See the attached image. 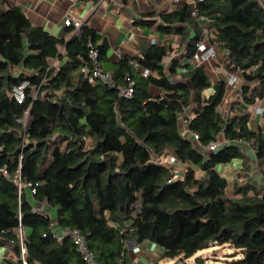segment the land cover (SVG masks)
Returning <instances> with one entry per match:
<instances>
[{
    "label": "trees",
    "instance_id": "obj_1",
    "mask_svg": "<svg viewBox=\"0 0 264 264\" xmlns=\"http://www.w3.org/2000/svg\"><path fill=\"white\" fill-rule=\"evenodd\" d=\"M153 15L135 23L152 27ZM159 18L158 30L187 41L188 59L209 26V40L225 68L240 72V110L223 115L226 80L212 84L202 66L187 63L177 72L174 61L165 73L166 43L144 46L142 58L113 61L94 29L81 26L65 42L0 0V247L12 253L0 264H87L70 237L53 236L51 214L35 211L32 201L49 206L60 227L76 229L97 264H132L128 240L139 247L154 243L161 250L158 259L190 258L211 244H226L239 256L224 264H264V183L250 177L251 158L237 143L252 144L264 178V131L249 126L246 109L264 103V0H196L162 11ZM89 44L113 86L84 77ZM129 80L131 95H119L118 87ZM23 81L25 97L18 102L12 90ZM151 86L161 94H153ZM210 86L213 91L205 94ZM187 108L188 128L197 140L180 128ZM221 132L227 144L201 149ZM165 154L176 161L151 159ZM236 158L245 174L232 179L228 191L217 165ZM178 162L184 167L174 177ZM18 175L31 184L20 194L13 181Z\"/></svg>",
    "mask_w": 264,
    "mask_h": 264
},
{
    "label": "crops",
    "instance_id": "obj_2",
    "mask_svg": "<svg viewBox=\"0 0 264 264\" xmlns=\"http://www.w3.org/2000/svg\"><path fill=\"white\" fill-rule=\"evenodd\" d=\"M6 2L7 6H18L33 25L43 28L49 34L61 38L65 42L68 41L81 26L86 25L94 29L98 36V43L104 40L106 41L107 56L113 61L125 55L138 56V54H142L140 52L141 48L151 43H166L170 49L162 60L165 73L169 72V67L174 61L179 62V65L176 66L177 72L184 71V66L187 63L190 67L199 65L205 68L209 78L215 77L217 80L219 79L218 71L222 67L226 69L223 62H221V54L217 51L215 44L211 43L209 40L212 36L211 29L204 38V42L207 46H212L214 48L216 55L213 58L202 60L200 56H197V58L193 56L190 59L184 56L187 41L183 40L180 34L164 33L156 28L160 19V12H170L175 7L183 5L184 3L193 4V2L189 0H6ZM151 12H154L152 18L157 20L154 26H141L135 23L136 19L142 20L148 18V14ZM67 16H72L77 20H81L82 25L78 27V29L72 26H65L63 20ZM187 28L189 29L190 36L193 31L189 27ZM59 50L62 51L63 46H61ZM51 60L52 64L53 59ZM136 69L141 71L140 67ZM170 78L176 80L174 77ZM210 82L212 84L215 83V81L213 82L212 80ZM239 85L240 77L237 86H230L232 91L227 89V93L222 101L223 105H220V109L223 111L224 116L233 114L241 109ZM150 89L155 95L161 94V89L158 87L151 86ZM212 91L213 87L210 86L204 90V93L209 94ZM228 95L231 96L227 98ZM233 95L235 96L232 97ZM246 109L250 114L249 126L254 130L261 128L264 131L263 101H259L253 106L246 107ZM186 111L191 112L188 108ZM179 122L182 130L181 119ZM240 141L239 146L242 151L251 158L248 174L252 179L264 183V178L257 171L255 165L256 161L252 144L243 140ZM183 167V164L178 162L174 169L177 171V174H179ZM241 167H243V165H241V160L236 158L228 163L217 165V170L225 176L228 181L232 179L240 181L245 174V172L240 169ZM225 173L227 175H225ZM48 212L51 214L52 219L56 220L53 215V210L48 208ZM126 246H129L127 250L132 264L135 263L134 258H139L141 260H138V264L153 262V259L157 260L161 251L160 248L149 241L141 242V247H139V244L130 243L128 240ZM9 252L11 251L7 246L0 247V258L12 257V253Z\"/></svg>",
    "mask_w": 264,
    "mask_h": 264
},
{
    "label": "built area",
    "instance_id": "obj_3",
    "mask_svg": "<svg viewBox=\"0 0 264 264\" xmlns=\"http://www.w3.org/2000/svg\"><path fill=\"white\" fill-rule=\"evenodd\" d=\"M191 2H195L196 0H189ZM194 14H196L195 11H193ZM63 23L65 24V26L70 27L72 26L75 29H78V27H80L82 25L81 20H77L75 18H73L72 16H67L64 18ZM210 28L208 26H205L203 28V39H201L199 42L196 43V54H195V58H197V56H200L202 60H206L209 58H213L215 57L216 53L215 50L212 46H207L204 42V38L208 35ZM98 50L97 48L91 46L89 44V49H88V57L90 59V64L88 66H84L82 68V73L84 75L85 78L88 79L89 82L91 83H95L97 81H101L109 86H113V79H112V75L110 72L105 71L103 69V67L101 66V64L99 63L98 60ZM138 56L140 58H142V54H138ZM131 63L133 64L134 67H139L137 61L132 60ZM141 72L144 76L149 74V71L145 68L141 69ZM128 79V77H127ZM239 81V77L235 76L232 74V72H228L227 76H226V84L228 86L233 87L235 85V82ZM132 84L133 82L131 80H129L127 85L124 86H119V95L121 96H130L132 93ZM27 85V81H23L21 82L19 85L13 87L12 90V95L13 97L18 101V102H22L24 97H25V87ZM192 117L191 112H187L186 109L183 110L182 115H181V121H182V130L184 132V134L187 137H193L194 140L198 139V134L196 132L190 131L188 128V124L190 122V119ZM223 133H219L216 137L215 140L210 141L205 148L214 151L216 150L218 147L227 144L229 141L224 139L223 137ZM241 141H237V143L239 144ZM201 147V146H199ZM205 148L201 147L202 150H204ZM161 158V159H160ZM152 157L151 159L155 162H169V163H174L176 160L173 156H170L168 154H165L161 157ZM197 170L201 171L200 169L197 168ZM2 172L6 175L7 172L6 170H2ZM172 172L174 174V177H176L177 171L175 169H172ZM202 172V171H201ZM17 187H18V192L20 194L21 189L24 186L27 187H31V184L28 183H24L21 181L20 176L18 175V177H15V179L13 180ZM34 189L31 188V193H34ZM35 211L42 213V214H46L43 213L40 210H36ZM49 231L53 234V236L57 239V240H63L66 236L70 237L72 239V241L74 242V244L76 245L78 251L80 252L83 260L87 263V264H97V262L95 261V257L93 252L88 248L87 243L85 241V238L74 228H70V227H60L56 220L51 219L50 223H49ZM19 241H20V246H21V258H24V246H23V229L20 227L19 228ZM148 264H153V262H150Z\"/></svg>",
    "mask_w": 264,
    "mask_h": 264
},
{
    "label": "rangeland",
    "instance_id": "obj_4",
    "mask_svg": "<svg viewBox=\"0 0 264 264\" xmlns=\"http://www.w3.org/2000/svg\"><path fill=\"white\" fill-rule=\"evenodd\" d=\"M218 73H219V79L220 78H223V79L226 80V76L228 74L227 69H224L222 67L218 71ZM232 74L235 75V76H239L240 75V72L239 71H233ZM210 79L213 82L214 81L215 82L217 81V78H215V77H211ZM237 85H238V82L236 81L235 82V86H237ZM230 88H231L230 86L227 87V89H230ZM230 96L231 95H228L227 98L230 97ZM234 96L235 95H233L232 97H234ZM197 172L201 173V171H199V170H197ZM225 175H227V174L225 173ZM227 185H228V191H229L230 190V187H231L230 181L227 182ZM32 202L34 204V209L40 210L43 213H47L48 212L49 206H47L46 204H44V203L43 204L42 203H35L34 201H32ZM129 242L130 243H133V244L136 243L134 240H129ZM127 248L129 249V246H127ZM9 253H11V252H9ZM235 253H236V250L233 247H230V246H228L226 244L225 245H217V244L214 245V244H211L209 247L197 251L190 258H185V259H180V258H175V259H169V258L158 259L157 258V260L153 259V262H155V264H224V261L225 260H231V259L236 258V257L239 256L238 254L235 255V256H233ZM196 257H202V258H204L203 259V262L196 263L195 262V258ZM138 260H140V259L139 258H134V262L136 264H138Z\"/></svg>",
    "mask_w": 264,
    "mask_h": 264
}]
</instances>
